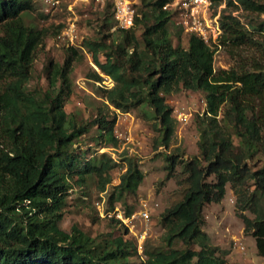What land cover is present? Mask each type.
Here are the masks:
<instances>
[{
    "label": "trees",
    "instance_id": "16d2710c",
    "mask_svg": "<svg viewBox=\"0 0 264 264\" xmlns=\"http://www.w3.org/2000/svg\"><path fill=\"white\" fill-rule=\"evenodd\" d=\"M146 1L141 0L134 28L119 31L121 43L114 52L107 53L109 48L101 39L81 43L99 71L113 81L112 87L103 89L106 101L122 112L148 107L160 127V145L167 147L174 133L165 95L182 89L205 93L206 109L197 124L199 156L188 161L179 160L181 154L165 156L167 176L178 163L187 183L182 199L161 217L167 249L144 250L142 264H227L215 248L193 249L204 225L203 208L222 200L227 183L236 197L244 232L255 239L257 253L264 258V164L253 170L247 163L263 138L264 112L254 116L249 101L264 98V66L254 71H215V50L202 39L189 36L186 48L172 44L168 31L172 15L163 9L167 0ZM223 4L226 7L218 17L220 46L240 47L251 43L255 34L264 35V24L244 25L238 16L226 14L230 7H242L264 15V0H211L212 12L220 14ZM150 6L154 18L147 25L143 8ZM30 10V0H0V264H131L135 246L122 236L100 244L76 227L69 232L59 227L71 183L100 179L115 163L104 154L86 159L74 146L87 132L86 124L78 125L64 111L78 48L67 47L62 64L47 62L44 92L28 89L33 52L47 35L24 23ZM109 10L110 4L102 10L105 23ZM139 24L144 28L137 37L134 29ZM258 45L264 52V43ZM102 52L104 61L98 57ZM92 77L100 79L96 72ZM94 123L101 142L116 146L115 119L99 114ZM142 179L137 163L127 159L126 172L115 188L117 199L135 193ZM109 182L107 175L102 189ZM245 211L254 217H247ZM175 240L183 248H172Z\"/></svg>",
    "mask_w": 264,
    "mask_h": 264
},
{
    "label": "rangeland",
    "instance_id": "374dc122",
    "mask_svg": "<svg viewBox=\"0 0 264 264\" xmlns=\"http://www.w3.org/2000/svg\"><path fill=\"white\" fill-rule=\"evenodd\" d=\"M30 1L32 10L24 15V23L38 30L47 31V35L42 45L33 52L28 89L36 93L47 89L45 66L49 60L58 64H62L65 60L68 47L65 32L73 23L76 34L75 45L77 42L79 53L72 64L70 73L72 92L65 101L64 111L78 125H87V132L74 146H79L80 152H83L86 159L104 154L115 163V166L100 179L94 176L87 179L84 184L71 181L59 227L66 232L76 227L95 243L100 244L122 236L124 240L135 246L134 255L130 257L129 262L142 264L145 260L144 250L167 249L164 241L166 230L162 226L161 217L165 210L182 199L187 183L182 165L178 163L173 173L167 176L165 156L181 154L179 160L183 161L199 156L197 124L202 120L206 109L205 93L182 89L165 95V102L172 110L174 133L167 147L160 145V127L156 120L150 117L151 110L140 105L129 109L128 112H122L110 105L104 98L103 89L112 87L113 81L99 71L91 55L86 49H82L83 45L79 48L82 42L94 39L105 41L109 48L107 53H110V50L114 52L117 44L120 45L121 34L114 27L113 17H110L112 10H109L107 15L108 21L106 23L104 21L102 10L109 3L100 10L94 5L82 4L76 0ZM223 7L225 8L226 5L219 7V15L223 13ZM140 8L141 0H136V9ZM143 10L147 14L145 23L150 25L153 22L154 11L151 6L144 7ZM230 13L238 16L244 25L264 24V15H257L242 7L239 9L230 7L226 10V14ZM143 28V24L135 27L134 32L137 37L143 32ZM168 31L174 46L187 47L189 36L174 25L173 18L169 21ZM261 43H264V35L257 33L253 41L247 45L233 47L226 43L220 47H213L215 71L230 69L254 71L262 68L264 52L258 45ZM125 50L127 54L131 53L130 49L125 48ZM104 54L102 52L98 55L100 61H104ZM119 54H122V51ZM93 72L100 76L99 80L92 77ZM249 103L254 116L259 111L264 112V98L253 99ZM99 114L105 115L108 119H115L116 146L101 142L97 125L94 123ZM219 124L224 127L222 122ZM232 130L230 126L229 132L235 145L238 146V140ZM262 136L253 156L247 160L248 166L253 170L264 164V130ZM127 159L137 163L143 173V179L135 193H123L117 199L115 188L126 172ZM107 175L110 182L102 189V182ZM212 180V176L208 178V181ZM250 185L252 189V183ZM112 194L113 199L110 200ZM235 200L231 186L227 183L222 200L209 203L203 208L204 225L202 233L193 243V249L199 250L204 245L215 248L216 255L222 257L227 264H264V258L257 253L255 239L244 232L243 221L240 212L236 210ZM114 208L124 211L125 214L128 211L129 216L145 210L149 214V219L144 221L136 216L132 220V225L126 227L124 231L115 218L108 216ZM243 214L249 218L254 217L248 211ZM138 241L141 242L140 247ZM171 247L183 248L181 242L177 240L173 241Z\"/></svg>",
    "mask_w": 264,
    "mask_h": 264
},
{
    "label": "built area",
    "instance_id": "2783aa9c",
    "mask_svg": "<svg viewBox=\"0 0 264 264\" xmlns=\"http://www.w3.org/2000/svg\"><path fill=\"white\" fill-rule=\"evenodd\" d=\"M49 2L50 0H33ZM82 4L94 5L102 9L106 3L111 5L114 27L119 31H128L134 28L135 18L138 16L136 9V0H76ZM174 19V25L182 30L188 36H196L202 39L210 47H220L219 38L221 30L218 24L219 13L214 14L211 9V0H167L163 6ZM68 47L77 48L75 27L71 23L65 32ZM81 48V46H79ZM99 206V205H98ZM109 217L115 218L119 225L124 229L132 225V220L136 216L141 217L144 221L149 219L147 211H139L126 215L124 211L114 208ZM138 246L141 242L138 241Z\"/></svg>",
    "mask_w": 264,
    "mask_h": 264
},
{
    "label": "clouds",
    "instance_id": "9594fccd",
    "mask_svg": "<svg viewBox=\"0 0 264 264\" xmlns=\"http://www.w3.org/2000/svg\"><path fill=\"white\" fill-rule=\"evenodd\" d=\"M113 17V16H112Z\"/></svg>",
    "mask_w": 264,
    "mask_h": 264
}]
</instances>
